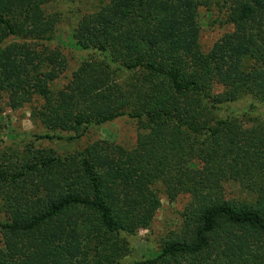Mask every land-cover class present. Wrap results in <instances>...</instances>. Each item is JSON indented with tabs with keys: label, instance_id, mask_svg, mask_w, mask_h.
Instances as JSON below:
<instances>
[{
	"label": "trees",
	"instance_id": "16d2710c",
	"mask_svg": "<svg viewBox=\"0 0 264 264\" xmlns=\"http://www.w3.org/2000/svg\"><path fill=\"white\" fill-rule=\"evenodd\" d=\"M209 1L110 0L64 40L48 0H0V102L6 94L16 110L38 97L33 117L78 137L126 115L141 131L131 150L103 142L77 156L37 149L0 163V264H115L117 243L93 263L83 238L149 229L157 185L190 202L179 233L144 264H264V127L216 113L246 95L264 103V0H231L233 31L204 53L198 18ZM11 36L57 39L103 60L84 62L56 91L61 54L4 46ZM229 186L246 199L228 198Z\"/></svg>",
	"mask_w": 264,
	"mask_h": 264
},
{
	"label": "rangeland",
	"instance_id": "374dc122",
	"mask_svg": "<svg viewBox=\"0 0 264 264\" xmlns=\"http://www.w3.org/2000/svg\"><path fill=\"white\" fill-rule=\"evenodd\" d=\"M231 0H210L206 7L199 10L198 23L200 26V46L204 53L211 48L227 33L233 31V26L228 22L227 12ZM110 0H48L45 6L47 15L57 20L56 36L68 40L69 35L78 26L81 19L94 13ZM12 44H25L27 48L38 52H57L66 62V70L52 85L53 90H64L70 83L73 73L87 61L103 60V56L96 50L79 51L65 45L59 40L46 42L42 40H21L14 36L5 40L4 46ZM219 87L218 92H223ZM6 94L0 102V163L13 160L18 161L27 151L46 150L54 152L57 157H71L84 153L96 143L108 142L125 149L136 147L140 129L138 121L128 115L119 117L101 125H91L78 137L74 132L51 131L44 127L33 117V110L40 108L43 100L35 97L30 103L18 109H11ZM245 112L247 113L246 117ZM220 119L238 118L242 120L245 128L264 127V103L252 96H243L236 102L228 103L216 110ZM244 116V118H243ZM161 206L155 218L146 230L134 234L121 233L115 237L101 238L85 237L82 241V258L89 262H96L98 254L103 252L112 254V244L117 243L120 252L114 257L115 264H144L153 251H158L165 242L174 238L179 233L183 222V214L190 202L189 195H181L175 201H170L164 189L157 185ZM228 198L245 200L242 188L229 186L226 189ZM1 205V203H0ZM0 217H4L0 207ZM0 235V245H1ZM108 247L109 252L104 248ZM81 264H84L82 262Z\"/></svg>",
	"mask_w": 264,
	"mask_h": 264
}]
</instances>
